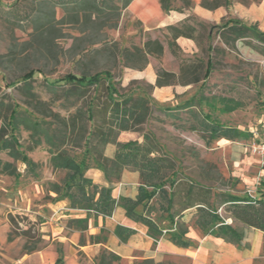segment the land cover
I'll use <instances>...</instances> for the list:
<instances>
[{
  "label": "trees",
  "instance_id": "16d2710c",
  "mask_svg": "<svg viewBox=\"0 0 264 264\" xmlns=\"http://www.w3.org/2000/svg\"><path fill=\"white\" fill-rule=\"evenodd\" d=\"M134 0H47L42 4L56 6L62 9L65 17L57 21L55 13L37 9L33 14L27 15L33 27L30 40L24 42L21 51L34 48L42 54L47 61L54 59L58 64L59 52L56 51L55 40L59 38L61 30L58 25L73 24L77 27L80 37L75 38L69 49L78 57L77 65L86 60H95L99 57L104 60L113 59L116 67L144 70L148 66L149 56L161 58L165 49L158 39H148L143 47H121L118 43L107 44L104 29H116L120 17L127 6ZM165 12L172 10L171 0H160ZM221 4L220 0H204L205 8H215ZM4 12L10 15L13 11ZM113 20L112 23L109 21ZM166 31L172 35L169 49L177 59L181 49L176 40L181 36L193 39L201 46V36L207 35L208 42L220 38V43L230 49H236L239 41L257 51L264 58V33L256 25L247 26L240 20L224 22L221 26L208 25L192 18L177 26H169ZM198 34V35H197ZM19 46H13L8 53L0 54V65L14 63L18 57ZM211 50V46L208 47ZM186 62V61H184ZM203 64V62H198ZM212 59L208 60V71L203 75L204 80L210 78ZM36 72H26L11 85L16 87L23 97L24 110L12 101L7 95H1L0 85V152L6 153L14 161H21L27 167L34 164L27 152H32L46 145L50 153V165L56 170L66 171L65 188L60 184L50 183L49 190L56 195L65 190L72 207L95 215L112 216L117 205L126 209L128 218L145 223L152 237L162 234V230L151 217L145 215L155 209L151 205L153 199H160L164 204H159L161 210L168 214L174 221L180 218L188 209H196L195 225L208 234H214L227 243L240 244L244 239V229L253 228L264 232V199L240 197L226 192L214 194L212 185H224V177L216 164L201 161L202 170L195 177L181 176L178 173V163L170 156L162 154L161 146L154 135L144 133V140L119 142L121 133H141V126L150 121L157 120L152 116L155 112L165 113L178 120L183 110H195L196 102H191L175 111H164L145 95L115 97L114 88L110 82L106 85L110 73L97 72L95 75L83 70L82 73H68L65 77L47 82V93L53 96V101H47L39 96L34 87ZM107 79H103V76ZM157 86L174 85L177 82L175 74L158 70ZM105 92L102 94L100 87L103 85ZM192 83H197L192 81ZM10 86V85H8ZM230 100V99H229ZM228 99L225 100L229 101ZM60 102V107L68 115L63 116L53 110V102ZM230 102H233L230 100ZM198 108V107H197ZM236 107L226 105L225 111L233 112ZM201 112V111H200ZM196 123H200L204 134L209 141L224 138L231 141L248 139L252 134L239 131L236 128L226 127L208 114L201 117L192 113ZM195 126L190 127L191 130ZM28 133V143H22L20 134ZM109 145L116 146L113 159L105 156V149ZM85 150L94 156L95 166L100 167L105 173L110 184L121 180L125 170L138 172L141 179L139 196L136 200L113 197L112 188L95 185L92 180L85 177V171L90 168L88 162L78 163L72 151ZM1 173L9 176H18L17 168L11 163H2ZM37 177L36 175H33ZM169 186V191L167 190ZM158 196V197H157ZM143 207V214L137 213V207ZM224 208L226 216L234 219L237 225L228 224L226 217L219 213ZM84 226L85 222L77 221ZM178 231L173 234L172 240L180 246L187 247L188 241L184 240L187 226L177 222ZM133 233L124 227H118L116 234L126 242ZM35 251L26 249V253ZM120 257L110 251L102 250L95 264H117ZM56 264H63L59 258ZM137 264H154L151 260Z\"/></svg>",
  "mask_w": 264,
  "mask_h": 264
},
{
  "label": "rangeland",
  "instance_id": "374dc122",
  "mask_svg": "<svg viewBox=\"0 0 264 264\" xmlns=\"http://www.w3.org/2000/svg\"><path fill=\"white\" fill-rule=\"evenodd\" d=\"M43 1L47 0H0V54L8 53L15 45L19 46L17 49L18 59L14 63L0 65L1 95L5 94L10 98L12 97V101H15L19 109L24 110L23 97L11 84L30 71L36 72L34 77L35 90L39 96L50 102L54 98L47 93L48 81L61 79L68 73L80 75L83 70L92 75L97 72L108 71L110 76L105 84L110 82L117 98L132 96L139 91L148 93L151 90L143 82L124 83L122 78L125 70L116 67L113 59L104 60L96 57L95 60H86L77 65L78 57L69 52L75 38L80 37L77 27L73 24L58 25L61 30L59 38L55 40L56 51L59 52L58 64L54 59L46 61L42 54L34 48L21 51L20 46L30 40V35L33 32L27 15L41 9L48 11V13H55L58 22L65 17L62 9L52 5L45 6L42 4ZM254 1L259 2L260 0ZM12 6H14V12L10 15L4 14V12L9 13L11 11L9 8ZM112 21L109 22L112 23ZM133 28L136 35L131 36L129 28L122 22L121 15L116 29L103 30L107 44L118 43L123 49L126 47L125 43L129 42L127 47H143L144 41L150 39L151 36L143 32L139 23L134 24ZM165 36L161 31L160 38L164 42L169 41L168 36H166V40L163 39ZM200 40L201 58H197L196 63L193 59L183 58L182 55L177 58L178 62L183 63L180 77L186 75L188 77L186 81H195L197 75L203 77L209 69L208 60L212 59L210 78L206 82H203V79L195 84L196 88L209 92L210 95L198 97L200 105L209 101L215 104L216 108L208 109L206 106H199L201 112L183 110L177 114L179 115L178 120L165 113L155 112L152 117L157 120L150 121L149 119L146 124L141 126V133H128L140 136L139 138L143 137L144 133L154 135L155 140L161 146V153L168 157L171 156L178 163L177 170L181 176L195 177L203 168L201 161L216 164L225 183L224 185L218 183L212 185L215 195L223 191L240 196H255L257 189L262 187L264 180V175H262L264 159L258 155L255 156L250 150L252 145L264 139V58L242 41L236 44V49H230L220 45L213 47L216 40H212L209 44L206 34L201 36ZM219 44H221L220 41ZM210 46L211 50L208 48ZM199 61L203 64L198 63ZM102 78L107 79L105 75ZM100 89L101 93L104 94V83ZM227 99L233 102L229 100L225 103ZM59 105L60 102L54 101L53 110L67 116L68 113ZM226 105L236 107V110L227 112L223 109ZM194 112L200 117L206 113L220 124L236 128L247 134H252L250 133L251 129H258L260 135L254 136L252 134V137L241 138L233 141L234 143L226 144L222 138L211 142L207 139V133L204 134L202 125L196 123L192 114ZM193 126H195V130L190 129ZM128 136L126 142L134 139V136ZM20 139L22 143H28V133L22 132ZM235 146L243 147L245 152L238 154ZM27 153L29 159L34 163L29 167L21 161H14L6 153L0 152L2 163H11L17 168L18 173V176L1 173L2 165H0V264H5L10 259L15 260L28 254L26 249L38 250L46 246L47 241L42 239L41 233L40 220L42 218L36 215L32 216L31 212L38 209L39 206H47L65 198L64 189L59 195H55L49 190L50 183H57L65 188L67 172L55 171L51 167L50 153H48L46 145ZM72 154L78 163L88 162L95 165L94 156L85 150L75 149ZM23 189L29 190L33 197L39 196L35 197L31 207H25L21 194ZM167 190L169 191V186H167ZM159 204H164V202L158 198L151 201V205H154L155 209L148 215L152 219H160ZM191 213H195V210ZM219 213L223 217L226 216L224 208L219 209ZM48 214L46 218H48ZM190 217L191 215L187 211L185 221ZM194 221L193 218L192 223ZM81 257V263L85 264V256L82 254Z\"/></svg>",
  "mask_w": 264,
  "mask_h": 264
},
{
  "label": "crops",
  "instance_id": "0c3cea01",
  "mask_svg": "<svg viewBox=\"0 0 264 264\" xmlns=\"http://www.w3.org/2000/svg\"><path fill=\"white\" fill-rule=\"evenodd\" d=\"M203 1L171 0L172 10L165 12L160 0H134L122 13V22L129 28L131 36L136 35L133 25L139 23L143 32L151 36L152 40L158 39L165 49L161 58L149 56L148 66L144 70L125 68L123 82L127 84L133 81L143 82L151 90L148 93L139 91L135 95L146 94L164 111H174L173 109L183 108L184 105L191 102H196L198 108L195 107V110L197 112L200 111L199 106H206L208 109L216 108V105L209 101L200 105L198 97L210 96L209 92L196 88V84L192 81H186L188 80L186 75H184L185 78L180 77L183 63L178 62L169 49V41H173V39L172 35L166 31L167 27L177 26L192 18L213 26L240 20L247 26L256 25L260 32L264 33V0L259 2L254 0H220L221 4L213 9L205 8L202 5ZM161 31L162 34L168 36L169 41L164 42L160 38ZM166 36L163 37L164 40H166ZM214 40L216 41L213 47L220 45L227 48L225 45L219 44V37ZM146 42L147 40L143 45ZM176 44L181 49L180 55L183 58L193 59L194 63L197 62V58H201V48L193 39L181 36L176 40ZM125 45L127 47L129 42ZM158 69L175 74L176 84L157 86ZM203 79L204 77L197 75L195 81ZM250 133L254 136L260 135L258 129H251ZM127 135L134 136V139L130 141L141 143L144 140L143 137L139 138L140 136L127 132L119 135V142H129H126ZM222 139L226 144L234 143L231 140ZM235 149L238 154L245 152L243 147ZM104 151L107 158L113 159L116 154V146L109 145ZM89 166L90 168L85 171V177L92 180L95 185L112 188L113 197L117 200L121 198L136 200L139 196L141 179L138 172L125 170L119 182L110 184L100 167L92 164ZM262 175H264V169ZM262 182V187L257 189L255 196H238L251 197L256 200L264 199V180ZM21 194L26 208L31 207V203L38 196H31L30 191L26 189H23ZM193 210L195 213H191ZM187 211L191 217L185 221ZM160 212V219H151L157 223L162 234L152 237L148 226L128 218L126 209L120 205L115 207L112 216H97L88 210L72 207L69 198L65 196L64 199L61 198L47 206H39L38 209L31 212L32 216L36 215L42 218L40 220L41 233L42 239L47 241L46 246L18 259H10L5 264H56L59 258L63 259V264H82V254L85 256V264H95L102 250L118 255L120 262L117 264H137L145 262V260H151L154 264H264V232L261 230L245 228L243 241L237 245L229 244L222 238L199 229L195 225V221L192 223V219L197 213L196 209L186 210L180 218H175L174 221L163 210ZM137 213L143 214V207H137ZM47 214L48 218H46ZM145 215L149 216L146 213ZM225 217L228 219V224L237 225L234 223V219ZM77 221L85 222L84 226L77 224ZM177 222H183L188 227L184 238L189 243L187 247L180 246L172 240L173 234L178 231ZM118 227L133 231L126 242L117 236Z\"/></svg>",
  "mask_w": 264,
  "mask_h": 264
},
{
  "label": "built area",
  "instance_id": "2783aa9c",
  "mask_svg": "<svg viewBox=\"0 0 264 264\" xmlns=\"http://www.w3.org/2000/svg\"><path fill=\"white\" fill-rule=\"evenodd\" d=\"M251 153L264 159V139L251 146ZM228 222V221H227ZM229 223V222H228Z\"/></svg>",
  "mask_w": 264,
  "mask_h": 264
}]
</instances>
